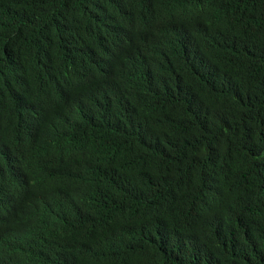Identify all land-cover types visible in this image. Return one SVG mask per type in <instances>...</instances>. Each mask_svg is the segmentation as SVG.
Returning a JSON list of instances; mask_svg holds the SVG:
<instances>
[{
  "label": "trees",
  "instance_id": "16d2710c",
  "mask_svg": "<svg viewBox=\"0 0 264 264\" xmlns=\"http://www.w3.org/2000/svg\"><path fill=\"white\" fill-rule=\"evenodd\" d=\"M0 264H264V0H0Z\"/></svg>",
  "mask_w": 264,
  "mask_h": 264
}]
</instances>
